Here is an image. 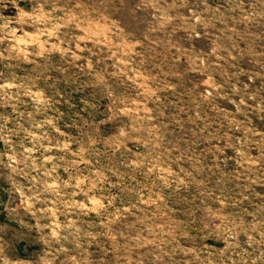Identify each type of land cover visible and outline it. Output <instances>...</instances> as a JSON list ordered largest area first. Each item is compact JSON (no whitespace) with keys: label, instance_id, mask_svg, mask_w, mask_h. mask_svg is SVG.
<instances>
[{"label":"rangeland","instance_id":"rangeland-1","mask_svg":"<svg viewBox=\"0 0 264 264\" xmlns=\"http://www.w3.org/2000/svg\"><path fill=\"white\" fill-rule=\"evenodd\" d=\"M0 264H264V0H0Z\"/></svg>","mask_w":264,"mask_h":264}]
</instances>
